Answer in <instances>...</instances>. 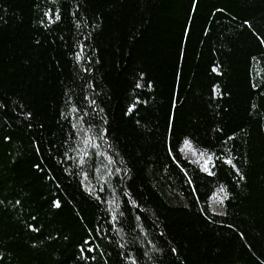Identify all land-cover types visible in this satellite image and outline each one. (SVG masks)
I'll list each match as a JSON object with an SVG mask.
<instances>
[{
  "label": "trees",
  "instance_id": "16d2710c",
  "mask_svg": "<svg viewBox=\"0 0 264 264\" xmlns=\"http://www.w3.org/2000/svg\"><path fill=\"white\" fill-rule=\"evenodd\" d=\"M0 264H264V0H0Z\"/></svg>",
  "mask_w": 264,
  "mask_h": 264
},
{
  "label": "rangeland",
  "instance_id": "374dc122",
  "mask_svg": "<svg viewBox=\"0 0 264 264\" xmlns=\"http://www.w3.org/2000/svg\"><path fill=\"white\" fill-rule=\"evenodd\" d=\"M76 128L74 161L81 172L84 188L105 201L116 221L121 214L119 183L126 175V168L107 141L103 127L78 116ZM142 245L148 254L155 250L146 234H143Z\"/></svg>",
  "mask_w": 264,
  "mask_h": 264
}]
</instances>
